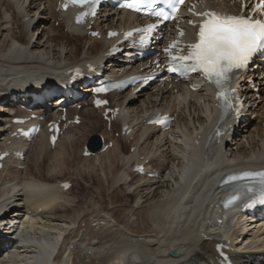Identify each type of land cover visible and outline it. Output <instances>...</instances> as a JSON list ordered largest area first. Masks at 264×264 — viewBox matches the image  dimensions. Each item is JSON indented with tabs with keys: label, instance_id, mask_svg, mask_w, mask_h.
<instances>
[{
	"label": "bare ground",
	"instance_id": "obj_1",
	"mask_svg": "<svg viewBox=\"0 0 264 264\" xmlns=\"http://www.w3.org/2000/svg\"><path fill=\"white\" fill-rule=\"evenodd\" d=\"M56 4L57 0H0V101L24 88L20 85L21 78L36 75L37 79L29 83L31 88L47 80L52 82L76 64L98 56L105 48V41L88 38L85 31L72 27L69 14L57 13ZM55 22H59L62 30L56 28ZM113 24L111 20L105 22L101 19L93 30L103 31ZM120 73L118 71L117 74ZM253 83H256V78L247 76L236 85L251 105L248 122L252 126L253 121H260L255 129L256 132L259 130L257 136L255 130L251 131V126L248 127L245 122L240 135L232 139L223 137L221 144H215L213 148L207 146L204 154L214 167L200 172L192 181L190 193L184 197L179 213H176L179 205L171 210V199L180 190L184 165L192 157L194 148L191 141L207 137L208 116L215 110L204 95L196 93L187 101L183 93L175 98L167 87H156L157 91L152 88L138 95L124 109L127 124L133 133L116 140L112 149L97 153L94 159L82 157L89 136L100 133L106 145L112 138L102 122L94 121L97 116L95 111L86 107L80 112L82 126L67 132L55 150L50 149L43 136L38 143L27 145L24 148H29L26 159L30 158L32 164L26 168L25 176H21L20 170H17L20 163L13 161L15 166H10L11 162L6 161L4 170L0 172V199L8 195L13 198L8 205L14 202L22 205L19 208L11 204V218L5 220L11 222L12 217H17L13 230L29 243L8 252L0 264H36L38 253L58 235L59 243L62 241L59 251L48 264L208 262V258L214 255L221 227L217 226L218 219L213 218L220 191L215 187L216 183L210 189L207 183L228 170L264 165V103L253 107L257 101V95L252 92ZM260 86L262 90L264 86L261 81ZM125 96H110L111 106L121 107ZM160 96L162 101L158 102ZM154 108L176 114L172 131L159 135L154 128H146L141 132L145 116ZM3 110L0 107V111ZM7 119L8 115H0L2 122ZM3 131L0 129V147L6 135ZM144 132L147 136L142 139ZM131 137L133 141L127 149L135 147L136 152L132 154L127 151L126 154L125 143ZM243 140H246L245 144ZM202 145H205V141ZM79 153L78 166L73 167L75 155ZM141 157L150 159V168L166 177L158 180L134 174V165L130 164L132 161L143 163ZM174 167L180 170L179 175ZM102 172L106 179L102 178ZM73 178L85 182L84 191L96 193L98 201L88 194L80 195L77 201L72 199L68 202L66 197L71 191L61 193L57 184L72 181ZM127 192H132L131 197L123 198ZM202 194L205 203H200ZM83 206L86 210H82ZM173 215L179 216L176 222L171 219ZM24 218L28 219L27 222H23ZM240 223L241 220L237 226ZM247 227L245 225V230H240V234L245 233ZM263 236L264 228H251L241 244L235 242L239 263L264 254ZM126 247L143 252L136 258L124 252ZM172 249L177 252L175 258L169 256ZM3 253L6 251L3 250Z\"/></svg>",
	"mask_w": 264,
	"mask_h": 264
},
{
	"label": "snow or ice",
	"instance_id": "obj_2",
	"mask_svg": "<svg viewBox=\"0 0 264 264\" xmlns=\"http://www.w3.org/2000/svg\"><path fill=\"white\" fill-rule=\"evenodd\" d=\"M72 4L85 5L95 3L96 0H69ZM160 0H127L126 6L135 11H141L143 7L151 9ZM171 6L172 11H177L178 6L184 3V0H163ZM257 10L264 9V0L257 4ZM164 20L172 18L168 12L160 11L155 13ZM206 17L199 27L198 41L189 45L190 51L185 56L173 57L174 60L182 62L191 61V65L182 64L188 71H202L206 78L213 82L218 89V98H223L225 106L230 107L231 101L226 95L230 90L231 75L234 69H243L247 66L249 60L259 51H264V21L254 20L251 17L236 15H221L214 11L200 13ZM151 26H149V30ZM184 35L183 32L180 33ZM111 35H117L111 33ZM130 35V33H129ZM171 48L176 47L173 43ZM175 71V68H170ZM105 91V89H98ZM98 103H106L98 102ZM238 103L242 106V102ZM236 115H240V107L235 109ZM162 123V121H153ZM142 171V169H140ZM244 176H258L261 184L264 185V172L244 173ZM240 177H231L238 179ZM236 199V197H233ZM232 201L230 200L229 203ZM259 202L264 204V190L261 192ZM227 206V205H226Z\"/></svg>",
	"mask_w": 264,
	"mask_h": 264
},
{
	"label": "rangeland",
	"instance_id": "obj_3",
	"mask_svg": "<svg viewBox=\"0 0 264 264\" xmlns=\"http://www.w3.org/2000/svg\"><path fill=\"white\" fill-rule=\"evenodd\" d=\"M56 23V22H55ZM56 27H58V25L56 24ZM95 122L97 121L96 119L94 120ZM256 121V120H255ZM255 121H253V123H252V126L250 127V130L251 131H253L254 132V130L260 125V121L257 119V122H255ZM258 130V129H257ZM258 132H259V130L256 132V130H255V134H256V136H257V134H258ZM90 137V136H89ZM88 140V139H87ZM86 140V141H87ZM247 140V139H246ZM246 140H243L242 141V143H246L245 141ZM128 146V145H127ZM128 148V147H127ZM126 148V152L125 153H127V151H128V149ZM130 150V149H129ZM153 150H155V148H153ZM246 153H247V150H246ZM79 155H80V153H79ZM79 155H75V161L77 162H74L73 163V167H77L78 166V160H79ZM161 161H162V159H161ZM96 164H97V166H98V163L97 162H95ZM80 165V164H79ZM100 167V166H99ZM98 168V167H97ZM174 170L176 171V173L179 175V169H177V168H175L174 167ZM25 171V170H24ZM23 171V172H24ZM24 174V173H23ZM104 173L102 172V174H101V176H102V178H105V174L103 175ZM24 176H25V174H24ZM104 176V177H103ZM5 177H7V176H5ZM69 176H67L66 178H68ZM75 178H73V180H74ZM106 179V178H105ZM170 179V177L167 179V180H169ZM76 183H75V187H73L74 189H73V191H72V194L74 193V194H76V195H72L71 194V198H75V200L77 199H80V197L83 195V196H87L88 194H89V196L90 197H94L95 195H96V193H94V192H87V191H84L86 188H85V182H82V181H80V182H78V181H75ZM78 183V184H77ZM85 183V184H84ZM1 184H2V182H0V186H1ZM80 185L82 186V187H80ZM84 185V186H83ZM88 185V184H87ZM8 186V185H7ZM95 187H97L98 188V185H96ZM105 187H107V184H105ZM115 188H117V189H123L122 187H115ZM77 189H79L78 191H77ZM81 191V192H80ZM76 192H78V195H77V193ZM80 193H82V194H80ZM131 194H132V192H127V194H125V196L123 197V198H125V197H131ZM81 195V196H80ZM104 196H105V194H103ZM76 196H77V198H76ZM95 199H96V196L94 197V201H95ZM76 200V201H77ZM96 201H98L97 199H96ZM14 205H18V206H20V203H16V202H14L13 203ZM105 205H107V204H105ZM85 206V205H84ZM82 207V210L84 209V210H86V207H88V205H86V207ZM80 211V210H79Z\"/></svg>",
	"mask_w": 264,
	"mask_h": 264
}]
</instances>
